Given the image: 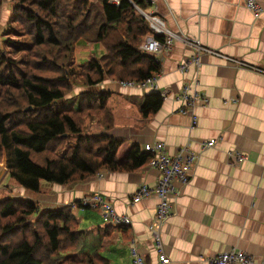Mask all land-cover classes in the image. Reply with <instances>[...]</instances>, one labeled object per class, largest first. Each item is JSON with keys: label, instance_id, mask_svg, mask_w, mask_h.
I'll list each match as a JSON object with an SVG mask.
<instances>
[{"label": "crops", "instance_id": "0c3cea01", "mask_svg": "<svg viewBox=\"0 0 264 264\" xmlns=\"http://www.w3.org/2000/svg\"><path fill=\"white\" fill-rule=\"evenodd\" d=\"M145 11L157 12L170 30L196 38L221 55L203 52L198 70L191 65L182 71L179 62L194 48L181 38L174 39L170 52L159 55L156 82L165 94L163 101L148 116L142 115L140 106L144 95L154 91L152 87L122 86L108 78L99 84L101 88L94 85L92 91L106 89L110 94L107 103L114 124L105 132L141 146L161 140L170 152L187 144L199 154L161 231L168 264H211L212 256L233 246L264 264V12L255 17L244 0H149ZM196 72L198 89L207 102L194 108L198 122L191 127V114L181 111L176 96L183 84L193 83ZM210 138H217L215 145L203 147ZM230 150L242 151L246 158L236 163ZM157 176L158 171L148 164L131 171L102 169L66 184L42 181L45 192L38 193L37 199L29 197L41 198L42 209L71 204L80 226L91 228L106 223L96 208L77 201L93 191L106 194L115 210L132 220L125 229H113L105 237L104 253L110 264H130L132 240L144 264H158L148 227L158 198L132 201L138 186L153 184Z\"/></svg>", "mask_w": 264, "mask_h": 264}, {"label": "trees", "instance_id": "16d2710c", "mask_svg": "<svg viewBox=\"0 0 264 264\" xmlns=\"http://www.w3.org/2000/svg\"><path fill=\"white\" fill-rule=\"evenodd\" d=\"M148 3L12 0L0 43V159L5 153L16 183L38 192L42 181L66 184L102 169L131 171L150 160L139 143L105 132L114 124L109 91L70 95L76 75L95 85L105 78L141 81L160 71L161 59L140 48L151 32L141 12ZM83 41L102 52L77 63L76 46ZM163 97L146 93L142 115L155 112ZM125 142L128 149L119 153ZM125 226L83 228L71 204L42 209L34 199L4 196L0 264H110L104 239Z\"/></svg>", "mask_w": 264, "mask_h": 264}, {"label": "built area", "instance_id": "2783aa9c", "mask_svg": "<svg viewBox=\"0 0 264 264\" xmlns=\"http://www.w3.org/2000/svg\"><path fill=\"white\" fill-rule=\"evenodd\" d=\"M244 3L255 17L260 16L264 12V4L259 0H244ZM145 10L141 9V12L148 20L151 32L143 38L140 44L143 52L152 53L160 58V54L170 52L174 39L181 38L194 48L191 55L179 62L178 69L182 71L187 70L191 65H194L198 70L202 62L201 54L203 52L221 55L220 51L201 44L196 38L190 36L181 37L166 26L165 20L160 14L157 12H146ZM160 35H163L164 39L158 37ZM233 59L231 58V60ZM159 73L160 71L141 81L118 80V82L122 86H138L141 89L152 87L154 91H160L156 82ZM197 84L198 73L196 72L193 83L183 84L176 96L177 100L181 102V111L191 114V127H194L198 122V116L194 112V108L202 102H207V98L200 93ZM160 92L164 94L162 90ZM216 142L217 138H210L205 140L202 146H213ZM141 147L151 153V158L147 164L158 171V176L153 184L142 182L132 194V201L137 202L149 196L158 198L154 218L148 227L154 240L155 251L159 259L158 264H168L170 257L165 250L161 231L168 217L173 213L175 198L182 193L183 187L190 180L192 171L198 162L199 154L187 144L180 146L175 152H170L166 143L161 140L147 142ZM230 155L236 163H240L246 158L242 151L230 150ZM80 202L82 205L96 208L104 223L127 225L132 222L128 214L118 213L114 208L112 199L100 191H93L87 196H83ZM129 252L130 264L145 263V259L134 240L129 244ZM210 262L211 264H258V260L252 254L234 246L217 252L210 258Z\"/></svg>", "mask_w": 264, "mask_h": 264}, {"label": "rangeland", "instance_id": "374dc122", "mask_svg": "<svg viewBox=\"0 0 264 264\" xmlns=\"http://www.w3.org/2000/svg\"><path fill=\"white\" fill-rule=\"evenodd\" d=\"M11 4H12V0H10V1L9 0H2V5L0 7V43H1V38H2L1 33L3 32V29L6 27V25L8 23L10 11H11ZM97 45L94 44L93 42H89V41H86V42L83 41L80 44H78L76 46V50H75L76 62L79 63V62H83L84 60L88 59L91 52H97V54L99 55L102 52V49L100 47H98L99 45L98 46ZM3 62L4 61H2L0 64H2ZM74 78L75 79H73V87H72V91L70 92V95L78 93L83 89H90V90L95 89L94 85H88V84L86 85L84 82V78L81 77L80 75H76ZM105 79H107V78H105ZM110 80H114V79H110ZM103 81H101V82H103ZM100 83L95 84V86L98 88H101V86L99 85ZM7 172L4 173L3 177L0 180V198H2L4 196L30 198L29 196H31V197H34L37 199V197H39L38 193L45 192L42 188L38 192H32V191L27 190L23 186L16 183V181L13 178H11ZM41 194H43V193H41ZM39 199H41V198H39ZM38 200H36V201H38ZM39 201H40V203H39ZM39 201H38V203L40 204V208H43V206H41V205H43L42 204L43 201H41V200H39Z\"/></svg>", "mask_w": 264, "mask_h": 264}, {"label": "water", "instance_id": "95a60500", "mask_svg": "<svg viewBox=\"0 0 264 264\" xmlns=\"http://www.w3.org/2000/svg\"><path fill=\"white\" fill-rule=\"evenodd\" d=\"M5 172H7L6 156L5 153H3L2 159L0 160V180Z\"/></svg>", "mask_w": 264, "mask_h": 264}]
</instances>
